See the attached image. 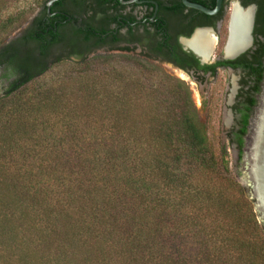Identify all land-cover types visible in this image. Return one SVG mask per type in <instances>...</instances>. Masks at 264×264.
<instances>
[{
	"label": "trees",
	"instance_id": "obj_1",
	"mask_svg": "<svg viewBox=\"0 0 264 264\" xmlns=\"http://www.w3.org/2000/svg\"><path fill=\"white\" fill-rule=\"evenodd\" d=\"M85 22L74 59L49 60V24L28 30L36 49L0 44V69L16 75L0 97V264H264V223L209 138L212 101L198 109L183 80L152 64L157 49L127 48L122 64L96 56L113 52L102 49L107 31ZM257 34L264 55V25ZM64 59L85 70L35 84ZM259 92L246 94L230 139L240 160Z\"/></svg>",
	"mask_w": 264,
	"mask_h": 264
},
{
	"label": "flooded vegetation",
	"instance_id": "obj_2",
	"mask_svg": "<svg viewBox=\"0 0 264 264\" xmlns=\"http://www.w3.org/2000/svg\"><path fill=\"white\" fill-rule=\"evenodd\" d=\"M58 1L61 2V8L55 6ZM58 1L50 9L47 8L46 13L44 12L45 8L41 6L28 26L15 36L17 47L21 51L37 47V43L31 41L37 32L32 35L28 30H37L41 25L49 24L47 26L48 33L52 38L58 40L49 49V60L53 62L70 54V58L74 59L76 58L75 53L80 51L84 45L83 43L81 47L78 44L72 45L70 39L75 29H80L85 33V20L90 19L93 26L104 27L107 31L104 35L107 45L102 49L110 47L113 52L123 54L126 53L127 48H130V52L148 55L157 49V54H154L159 55L161 63L170 64L175 70L188 76L192 80L191 82L194 80L195 84L200 86L206 84L209 79L215 80L221 72L233 75L235 84L232 85L236 92L231 105L232 128L227 133L229 140L236 139L240 131V124L245 112L246 94L252 92V89L259 84L260 92L255 95L257 105L252 109L250 126L264 91V55L257 54L259 51L257 40L259 42L261 40L257 33L264 25L259 14L263 0H222L220 10L214 15L189 8L183 3V0H107L105 6L109 8V17H104L102 14L100 0ZM189 1L213 10L216 8L218 0ZM236 8L242 13L250 11L251 14L250 41L246 48L249 49L235 58H229L228 47L231 44ZM88 9H90L89 13L85 14V10ZM37 18L41 20L36 21ZM227 18L226 43L222 52L217 53L219 35ZM51 24L55 25L52 32ZM199 30L208 31L209 34L208 50L210 55L207 58L185 44V41L191 40ZM262 39L264 41V38ZM37 57L40 58L34 62V72H37L44 64L40 53ZM7 73L4 67L0 69V82L4 81L3 93L11 88L12 82L16 79V75L8 76ZM205 99L208 100V98ZM249 126L245 139L249 134Z\"/></svg>",
	"mask_w": 264,
	"mask_h": 264
},
{
	"label": "rangeland",
	"instance_id": "obj_3",
	"mask_svg": "<svg viewBox=\"0 0 264 264\" xmlns=\"http://www.w3.org/2000/svg\"><path fill=\"white\" fill-rule=\"evenodd\" d=\"M43 0H14L8 7L0 12V44H6L13 40L15 36L28 26L29 22L34 18L42 6ZM12 23H7L9 19H13ZM7 23V24H6ZM228 18L225 21L224 27L221 29L219 35L217 53H221L226 43V36L228 35ZM96 56L109 55L117 64L126 62V58L122 57V54L115 52H108L107 50H99L95 53ZM126 56V55H124ZM94 57V54L93 56ZM90 57V58H91ZM142 58V57H141ZM144 59V58H142ZM125 60V62H124ZM120 61V62H119ZM153 65L157 66L162 72L172 76L176 79L183 80L190 88L193 96V100L198 109L203 108V101L208 98L212 101V111L209 115V138L211 143L217 148L224 145L227 148L228 158L231 162V169L236 179L245 186L246 169L244 160L239 159L238 149L235 144H232L227 137V133L231 130L232 124L231 118V105L235 98L236 89L233 85L234 77L228 72L219 73L218 78L215 80H208L206 84L200 86L196 85L194 80H190L188 76L182 74V72L175 70L170 64L153 62ZM85 70L84 66H78L73 60L64 59L58 63H52L49 65L48 71L41 76L36 85L41 86L52 80H56L65 76V74H75ZM4 81L0 82V97L2 96L4 89ZM233 84V85H232ZM35 85V86H36ZM37 86V87H38ZM30 87H34L31 84ZM205 114H203V120Z\"/></svg>",
	"mask_w": 264,
	"mask_h": 264
},
{
	"label": "water",
	"instance_id": "obj_4",
	"mask_svg": "<svg viewBox=\"0 0 264 264\" xmlns=\"http://www.w3.org/2000/svg\"><path fill=\"white\" fill-rule=\"evenodd\" d=\"M56 1L58 0H49L47 8L50 9ZM183 3L189 8L199 10L208 15H214L220 10L222 0L217 1V6L213 10L200 4L192 3L189 0H183ZM248 49L229 56V58H235ZM243 160L247 172L245 187L249 197L254 201L260 220L264 223V91L260 97V103L255 115L250 122L249 134L245 139Z\"/></svg>",
	"mask_w": 264,
	"mask_h": 264
},
{
	"label": "bare ground",
	"instance_id": "obj_5",
	"mask_svg": "<svg viewBox=\"0 0 264 264\" xmlns=\"http://www.w3.org/2000/svg\"><path fill=\"white\" fill-rule=\"evenodd\" d=\"M251 14L250 11L242 13L238 8L235 9L232 25V39L228 47V54L233 56L246 50L250 41ZM188 47L193 48L196 52L207 58L209 53V34L208 31L199 30L194 37L185 41ZM243 49V50H242ZM228 56V55H227Z\"/></svg>",
	"mask_w": 264,
	"mask_h": 264
}]
</instances>
